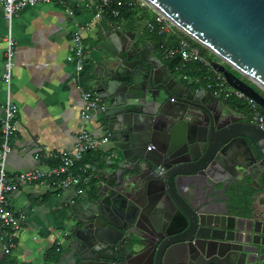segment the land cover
<instances>
[{
    "label": "water",
    "instance_id": "95a60500",
    "mask_svg": "<svg viewBox=\"0 0 264 264\" xmlns=\"http://www.w3.org/2000/svg\"><path fill=\"white\" fill-rule=\"evenodd\" d=\"M144 1L264 108V0ZM98 45L90 87L116 151L68 216L56 264H264V213L252 209L264 201V127L178 81L134 33L114 26Z\"/></svg>",
    "mask_w": 264,
    "mask_h": 264
},
{
    "label": "crops",
    "instance_id": "0c3cea01",
    "mask_svg": "<svg viewBox=\"0 0 264 264\" xmlns=\"http://www.w3.org/2000/svg\"><path fill=\"white\" fill-rule=\"evenodd\" d=\"M98 0H65L58 3L39 4L24 8L12 21L15 39L12 99L18 106L15 117L16 135L11 140V152L6 161L9 177L18 172L45 168L50 165L48 152H63L73 147L75 138L86 128L96 138L108 137L100 146V152L115 154V147L105 130L102 114L98 113L89 123L80 118L82 101L80 91L95 92L90 83L92 72L103 51L99 42L104 32L114 26L134 33L148 46H155L153 54L166 65L164 58L146 31V22L151 16L114 17L102 15L97 18ZM145 21L143 27L140 22ZM88 23L91 30L83 33L86 68L78 73L74 64L66 61L70 38L79 26ZM6 22L0 8V122L5 99L1 73L6 43ZM156 36V35H154ZM167 66V65H166ZM168 68V67H167ZM169 69V68H168ZM170 70V69H169ZM178 81L198 91L205 89V82L187 83L170 70ZM232 108V102H225ZM95 160L101 171L108 159H99L97 152L86 155ZM91 186L83 195L73 190L59 194L47 185L31 184L9 195L13 211L26 216L22 229L16 233V247L9 255L0 251V264H56L68 254L69 235L66 221L75 205L83 203L92 194ZM73 201V203H72ZM264 201L257 199L252 206L257 214L264 213Z\"/></svg>",
    "mask_w": 264,
    "mask_h": 264
},
{
    "label": "built area",
    "instance_id": "2783aa9c",
    "mask_svg": "<svg viewBox=\"0 0 264 264\" xmlns=\"http://www.w3.org/2000/svg\"><path fill=\"white\" fill-rule=\"evenodd\" d=\"M65 0H0V8L6 22L4 40L6 49L1 79L4 83L5 99L2 104V118L0 122V251L9 255L16 247V233L22 229L25 222L23 212H15L9 204V195L20 188L31 184L47 185L59 194L62 191L73 190L76 195H83L88 186H97L100 181V170L95 160L86 159V155L97 152L99 159L108 160L115 154L109 152L106 157L100 152V146L108 141V137L96 138L86 128H82L73 147L63 152H48L46 159L51 162L45 168H34L18 172L9 177L6 172V161L11 152L10 140L16 135L15 117L18 106L12 99V79L14 70L15 39L12 34L13 19L28 6L58 3ZM140 8L150 13V20L146 22V30L158 37L164 38L158 49L164 53V58L178 56L180 63L172 71L187 83L205 82V89L216 99L223 102L239 101L248 106L249 111H238V115L246 121L264 127V108L253 99L228 85L224 76L211 66L210 59L202 54L198 44L178 29L163 15L153 10L144 0H98L96 4L97 18L104 14L118 17L122 8ZM91 30L88 23L79 26L70 38L66 61L72 63L78 73L86 68L88 58L85 55L83 33ZM215 60V59H214ZM203 68L205 74L199 75ZM198 73V74H197ZM259 89V88H258ZM261 91V90H260ZM82 110L80 118L89 123L96 114L104 109L100 97L93 91H80ZM235 110H237L235 108ZM73 203V201H72ZM264 224V219L262 220Z\"/></svg>",
    "mask_w": 264,
    "mask_h": 264
},
{
    "label": "trees",
    "instance_id": "16d2710c",
    "mask_svg": "<svg viewBox=\"0 0 264 264\" xmlns=\"http://www.w3.org/2000/svg\"><path fill=\"white\" fill-rule=\"evenodd\" d=\"M139 13L142 16H149L150 17V13L147 12L145 9H140V8H122L120 10V13L118 15L119 18L122 17H128V16H138L139 17ZM104 16H108L107 18L112 19L114 17H112L109 14H105ZM140 16V17H142ZM150 20V18H149ZM146 29V28H145ZM147 31V30H146ZM147 33H149L147 31ZM151 33H149L150 35ZM153 42L157 41L155 44L157 45V48L159 47L160 43L164 42V38L158 37V36H154V34H151ZM160 51V50H159ZM162 58H164V53L161 52ZM164 61L166 62L167 67L171 70H173L177 65H179L180 63V58L178 56H175L174 58H164ZM198 74V73H197ZM205 74V70L203 68L199 69V75L203 76ZM235 103V102H234ZM89 156V154H88ZM87 158V157H86ZM96 189V186L92 185L91 186V190ZM94 191L92 192V194L94 193ZM241 196L237 199V202H239L241 204V206L248 211L250 206L253 203V199H254V195H256V190H254L253 188L250 187H243L241 188Z\"/></svg>",
    "mask_w": 264,
    "mask_h": 264
},
{
    "label": "rangeland",
    "instance_id": "374dc122",
    "mask_svg": "<svg viewBox=\"0 0 264 264\" xmlns=\"http://www.w3.org/2000/svg\"><path fill=\"white\" fill-rule=\"evenodd\" d=\"M139 16H142L140 13H139ZM141 24V27L144 26L145 24V21H141L140 22ZM199 48L202 50V54L204 55V57H206L207 59H210V60H214L215 59V56L210 53L208 50H206L205 48H203L202 46H200L198 44ZM245 81H247L249 83L248 80L245 79ZM257 90H259L256 86H254ZM260 91V90H259ZM263 95H264V92L260 91ZM233 103V102H232ZM233 107H235L237 110H235L236 112L238 111H242L244 113H247L249 111V108L248 106H245L244 104H242L241 102L239 101H236L235 103L232 104ZM12 140V139H11ZM11 140H10V145H11Z\"/></svg>",
    "mask_w": 264,
    "mask_h": 264
},
{
    "label": "flooded vegetation",
    "instance_id": "af4514ba",
    "mask_svg": "<svg viewBox=\"0 0 264 264\" xmlns=\"http://www.w3.org/2000/svg\"><path fill=\"white\" fill-rule=\"evenodd\" d=\"M155 46H153V48H154ZM235 109V108H234ZM237 113V112H236ZM238 114V113H237ZM253 206V205H252Z\"/></svg>",
    "mask_w": 264,
    "mask_h": 264
}]
</instances>
